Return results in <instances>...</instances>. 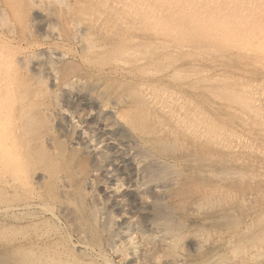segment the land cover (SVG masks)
I'll use <instances>...</instances> for the list:
<instances>
[{
    "label": "rangeland",
    "instance_id": "obj_1",
    "mask_svg": "<svg viewBox=\"0 0 264 264\" xmlns=\"http://www.w3.org/2000/svg\"><path fill=\"white\" fill-rule=\"evenodd\" d=\"M195 1L0 0V34L20 42L0 38V105L25 174L8 188L0 168V264H264V0ZM116 61L166 76L145 81L170 116ZM224 77L240 100L207 118L212 139L210 107L188 105L192 125L173 111ZM34 191L39 207L8 211Z\"/></svg>",
    "mask_w": 264,
    "mask_h": 264
},
{
    "label": "bare ground",
    "instance_id": "obj_2",
    "mask_svg": "<svg viewBox=\"0 0 264 264\" xmlns=\"http://www.w3.org/2000/svg\"><path fill=\"white\" fill-rule=\"evenodd\" d=\"M167 1V0H166ZM175 1V0H174ZM183 1V0H182ZM197 1V0H196ZM195 1V2H196ZM221 1H223V0H221ZM225 1V0H224ZM229 1V0H228ZM235 1V0H234ZM242 1V0H241ZM253 1V0H252ZM256 1H258V0H256ZM130 2V1H129ZM162 2V1H161ZM191 2V1H190ZM193 2H194V0H193ZM202 2V1H201ZM220 2V1H219ZM226 2V1H225ZM236 2H238V1H236ZM244 2V1H243ZM247 2V1H246ZM259 2V1H258ZM123 3V2H122ZM146 3V2H145ZM171 3H173V2H171ZM178 3H181V1H179ZM188 3V2H187ZM240 3V2H239ZM264 3V2H263ZM72 4V3H71ZM139 4V3H138ZM166 4V3H165ZM205 4V3H204ZM226 4V3H225ZM237 4V3H236ZM242 4V3H241ZM248 4V3H247ZM141 5V4H140ZM139 5V6H140ZM196 5V4H195ZM206 5V4H205ZM214 5V4H213ZM215 5H217V4H215ZM228 5V4H227ZM244 5V4H243ZM257 5V4H256ZM261 5V4H260ZM134 6V5H133ZM136 6V5H135ZM134 6V7H135ZM175 6V5H174ZM178 6V5H177ZM188 6V5H187ZM186 6V7H187ZM210 6V5H209ZM241 6V5H240ZM246 8H247V6L246 5H244ZM249 6H250V4H249ZM264 6V5H263ZM151 7V6H150ZM179 7V6H178ZM185 7V6H184ZM205 7V6H204ZM216 7V6H215ZM218 7V6H217ZM225 7V6H224ZM260 7H262V6H260ZM128 8V7H127ZM171 8V7H170ZM198 8H199V6H198ZM209 8V7H208ZM242 8V7H241ZM249 8V7H248ZM256 8V7H255ZM132 9V8H131ZM197 8H195V10H196ZM212 9H214V8H212ZM250 9V8H249ZM193 10V9H192ZM198 10V9H197ZM215 10V9H214ZM262 10H263V8H262ZM257 11H258V9H257ZM264 11V10H263ZM139 12H141V11H139ZM143 12V11H142ZM192 12H194V11H192ZM148 13V12H147ZM146 13V14H147ZM197 13V12H196ZM252 13H253V11H252ZM150 14V13H149ZM148 14V15H149ZM204 14V13H203ZM202 14V15H203ZM207 14H208V12H207ZM263 14V13H262ZM143 15V14H142ZM189 15H191V14H189ZM261 15V14H260ZM200 16V15H199ZM206 16V15H205ZM137 17V16H136ZM193 17H197V16H194L193 15ZM201 17V16H200ZM264 17V16H263ZM149 18H151V16H149ZM260 19V18H259ZM152 20V19H151ZM198 21H199V19H197ZM184 21V20H183ZM206 21V20H205ZM99 22V21H98ZM192 22V21H191ZM1 23V22H0ZM165 23V22H164ZM194 22H192V24H193ZM4 24H6V23H4ZM159 24V23H158ZM188 24V23H187ZM202 24V23H201ZM7 25V24H6ZM198 26H199V23L197 24ZM176 26V25H175ZM202 26V25H201ZM190 27H191V25H190ZM194 27V26H193ZM195 27H196V25H195ZM4 28H6V27H4ZM178 28H179V26H178ZM170 29V28H169ZM173 29V28H172ZM176 30H177V27L175 28ZM193 29V28H192ZM195 29V28H194ZM203 29V28H202ZM106 30V29H105ZM175 30V31H176ZM183 31H184V29H182ZM181 30V31H182ZM201 30V29H200ZM13 31V30H12ZM180 31V30H179ZM188 31V30H187ZM178 32V31H177ZM189 32V31H188ZM193 32V31H192ZM198 32V31H197ZM201 32H203V31H201ZM204 33V32H203ZM206 33V32H205ZM184 34V33H183ZM188 34V33H187ZM189 34H190V32H189ZM199 34V33H198ZM208 35H209V33H207ZM206 35V34H205ZM195 36V33H193V37ZM203 36V35H202ZM205 37V36H204ZM0 38L2 39V41L4 40V41H7V42H9V44H15V45H19L20 44V42L18 41V40H16V38L14 37V35L11 33V31H8V32H4L3 34H0ZM194 38H196V37H194ZM203 38V37H202ZM201 39V38H200ZM135 40V39H134ZM207 40H209V39H207ZM214 40V39H213ZM194 41H196V40H194ZM201 41V40H200ZM206 41V40H205ZM204 41V42H205ZM215 41V40H214ZM128 42V41H127ZM134 42V41H133ZM211 42V41H210ZM217 42V41H216ZM0 43H2L1 41H0ZM24 43V42H23ZM219 43H221V42H219ZM5 45V44H4ZM89 45V44H88ZM91 45V44H90ZM93 45V44H92ZM153 45V44H152ZM222 45V44H221ZM229 46V45H228ZM144 47V46H143ZM230 47H231V45H230ZM229 47V48H230ZM28 48V47H27ZM88 48V47H87ZM103 48V47H102ZM198 48H200V47H198ZM209 48V47H208ZM211 48V47H210ZM213 48V47H212ZM226 48V47H225ZM228 48V49H229ZM88 49H91V48H88ZM96 49V48H95ZM190 49V48H189ZM204 49V48H203ZM202 49V50H203ZM219 49V48H218ZM2 50V49H1ZM6 50V49H5ZM98 50V49H97ZM148 50V49H147ZM199 50V49H198ZM210 50V49H209ZM213 50H214V48H213ZM230 51H231V49H229ZM228 50V51H229ZM234 50V49H233ZM248 50H250V49H248ZM87 51V50H86ZM85 51V52H86ZM91 51H92V49H91ZM94 51V50H93ZM207 51V50H206ZM212 51V50H211ZM245 51V50H244ZM253 51V50H252ZM3 52V51H2ZM99 52V51H98ZM124 52V51H123ZM122 52V53H123ZM127 52H129V51H126V53ZM134 52V51H133ZM210 52V51H209ZM216 52V51H215ZM214 52V53H215ZM248 52V51H247ZM255 52H257V51H255ZM7 53V52H6ZM10 53V52H9ZM54 53V52H53ZM125 53V52H124ZM130 53H132V52H130ZM203 53V52H202ZM213 53V52H212ZM223 53V52H222ZM249 53V52H248ZM89 54V53H88ZM92 54V53H91ZM148 54V53H147ZM231 54H233V53H231ZM235 54V53H234ZM6 55V54H5ZM52 55V54H51ZM87 55V54H86ZM128 55H131V54H128ZM154 55V54H153ZM206 55H208V54H206ZM221 55V54H220ZM219 55V56H220ZM237 55V54H236ZM255 55V54H254ZM8 55H6V57H7ZM212 56V55H211ZM240 56V55H239ZM259 56V55H258ZM99 57V56H98ZM215 57V56H214ZM0 58H1V56H0ZM3 58H5V57H3ZM86 58V57H85ZM188 58V57H187ZM223 58V57H222ZM260 58V57H259ZM262 58V57H261ZM117 59V58H116ZM240 59V58H239ZM254 59H256V58H254ZM263 59V58H262ZM9 60V59H8ZM7 60V61H8ZM258 60V59H257ZM3 61V60H2ZM2 61H0L1 63H2ZM115 61V60H114ZM249 61V60H248ZM254 61V60H253ZM252 61V62H253ZM6 62V61H5ZM123 62H125V61H123ZM122 61H116L115 62V64L110 68L111 70H110V72L109 73H112V74H119V75H121L122 77H126V78H129V79H133V81L135 82V81H137L138 83L136 84V82H135V86L136 87H138V91H140L141 92V95H142V97H143V99L144 100H147V102L149 103H151V107H152V109H155V110H158L157 112H160L161 114H163V115H166V116H170V106L172 107V105H174V104H178V103H176V101H174L173 99V103H172V101H170V98L169 97H167L168 95H166V97H164V98H157V96L159 95V91L158 90H154V91H150L149 89H151V88H149L150 87V85H149V81L148 82H146L147 80H151V79H153V80H156L157 79V81H159V82H161V83H163L164 81H165V83H166V81H167V78H166V76L165 75H162V74H160V75H155V74H158L157 72H153L152 74L153 75H155L154 77H148V79L146 80V78H135V76H133V75H131L130 74V72H129V70L127 69V67H125L126 66V64H124ZM7 63V62H6ZM161 63V62H160ZM200 63L201 64H206V65H212V64H217L218 65V61L216 60V57L215 58H211V59H203L202 61L200 60ZM255 63V62H254ZM253 63V64H254ZM4 64V63H3ZM158 64V63H157ZM1 65V64H0ZM220 65V64H219ZM245 65V64H244ZM260 65H261V62H260ZM263 65V64H262ZM2 66V65H1ZM4 66H5V64H4ZM156 66V65H155ZM163 66V65H162ZM257 66V65H256ZM49 67V66H48ZM47 67V68H48ZM167 67H169V66H167ZM262 67V66H261ZM1 68V67H0ZM3 68V67H2ZM1 68V69H2ZM101 68V67H100ZM222 68V67H221ZM3 69H5V68H3ZM2 69V70H3ZM160 69V68H159ZM166 69V68H165ZM169 69V68H168ZM162 70V69H161ZM264 70V69H263ZM131 71V70H130ZM160 71V70H159ZM150 72V71H149ZM144 73V72H143ZM160 73V72H159ZM162 73V72H161ZM223 73V72H222ZM8 74V73H7ZM111 74V75H112ZM140 74V73H139ZM141 74H142V72H141ZM247 74V73H246ZM2 75V74H1ZM9 75V74H8ZM148 75V74H147ZM152 75V76H153ZM141 76V75H140ZM149 76H151V75H149ZM9 77V76H8ZM5 79H8V78H5ZM232 79V78H231ZM230 79V80H231ZM246 79V78H245ZM146 80V81H145ZM230 80H228V78H226V77H224V78H221V81H220V83H218V84H215L214 86H213V84L212 83H210L209 85H206V84H204V85H201V84H197V85H195L193 88L194 89H192V95H187V96H190L193 100L192 101H188V99L186 98H184V99H182V103H184V105L183 104H181L180 106L181 107H177L178 108V110H176V111H173V113H175L174 115H176L177 117H180L181 119H183L184 121H187V123L188 122H191V124L190 125H192V124H194V123H192V120L189 118V116L190 115H192V113H191V110H190V108L188 107V105H190V106H192V104L195 106V108H197L196 110H198V109H202V107H210L211 108V110H208V111H210V112H206L205 110H203L202 112H205V115L207 116V117H205L206 118V120H207V118H210V117H216V118H218V117H221V118H223V119H226L228 116H231L230 114H228V106L225 104V98H224V96L226 97V95H228V96H230L231 98L233 97V99H234V97L236 96V95H238V93L236 92V89L234 90L232 87H230V83L232 82V83H235L236 85H238V83H240L241 82V84H243V82L242 81H240V82H238L237 83V81L235 80V82L234 81H230ZM77 81V80H76ZM74 82V81H73ZM253 82V81H252ZM199 83V82H198ZM248 83V82H247ZM7 83H5V81H4V78H0V86L1 87H5V89L6 88H9V86H11L10 84H9V86H7L6 85ZM74 85H75V83H74ZM157 85V84H156ZM154 86V85H153ZM164 87V86H163ZM168 87V86H167ZM242 87V86H241ZM243 88V87H242ZM67 90V89H66ZM254 90V89H253ZM252 90V91H253ZM191 92V91H190ZM234 92L236 93V95H234ZM243 92V91H242ZM250 92V91H249ZM166 93H168V92H166ZM233 93V94H232ZM251 93V92H250ZM241 94V93H240ZM264 94V93H263ZM170 96V95H169ZM242 96V95H241ZM179 97V96H178ZM240 97V96H239ZM238 96H236L235 97V99H237V100H240V98H239ZM264 97V96H263ZM183 98V97H182ZM235 101V100H234ZM178 102H180L179 101V99H178ZM209 102L210 103H213V104H215L217 107H215V105H212L211 106V104H209ZM232 103V102H231ZM243 103V102H242ZM186 104V105H185ZM235 104V103H234ZM202 105H204V106H202ZM239 105V104H238ZM246 105V104H245ZM248 105V104H247ZM251 106V105H250ZM70 109L73 111V112H75V111H77V109H78V105H76V104H70ZM193 107V106H192ZM176 108V109H177ZM248 108V107H247ZM207 109H209V108H207ZM249 109V108H248ZM251 109V108H250ZM253 109V108H252ZM193 110V109H192ZM254 110V109H253ZM199 111V110H198ZM252 111V110H251ZM253 112V111H252ZM172 113V112H171ZM200 113V112H199ZM255 113V112H254ZM257 113V112H256ZM149 114V113H148ZM202 114H204V113H202ZM194 115H195V113H194ZM200 115V114H199ZM264 115V114H263ZM149 115H147L146 117H148ZM173 116V115H172ZM198 116V115H197ZM202 116V115H201ZM144 115H142V117L141 118H138V119H135V120H132L131 122H129V123H131L130 125H132L133 124V129H134V127L136 128L137 126H140V123H143V124H145L144 123V121L147 119V120H149L148 118H146ZM151 117V116H150ZM232 117V116H231ZM199 118H201V117H199ZM202 118H204V117H202ZM178 119V118H177ZM193 119V118H192ZM195 119V118H194ZM198 119V118H197ZM197 119H195V120H197ZM231 119V118H230ZM144 120V121H143ZM205 120V121H206ZM256 120V119H255ZM175 121H176V119H175ZM182 121V120H181ZM200 121H202V119H200ZM199 121V122H200ZM197 122H198V120H197ZM261 122V121H260ZM11 123V119H10V117H9V114L8 113H5L4 112V109L1 107V105H0V163H1V166H0V168L2 167L3 169H7L6 170V172L4 173L5 175H3V176H6V177H8V178H5L6 180H8V184H7V186H8V188H15L16 186H19V182H22V175L21 174H23V172H24V168L22 167V164H21V162H20V157H21V150H22V146H20V147H18V145H17V142H16V140L14 139V133H13V129H12V131L10 130V131H8V126H9V124ZM128 123V124H129ZM180 123V122H179ZM209 123H211L210 121H206L205 123H204V120L202 121V123L200 122V124H201V129H200V131L202 130V128L204 127L206 130V132L208 133V136H210L211 135V137L210 138H214L215 137V133H216V127L215 128H210L209 129ZM251 123V122H250ZM182 124V123H181ZM186 124V123H185ZM142 125V124H141ZM183 125V124H182ZM197 125V124H196ZM236 125V124H235ZM144 126V125H143ZM199 127H200V125H198ZM210 126H214V125H210ZM216 126V125H215ZM246 126V125H245ZM187 127V126H186ZM189 127V126H188ZM190 128V127H189ZM193 128H194V126H193ZM204 128H203V130H204ZM227 128V127H226ZM10 129V128H9ZM136 129H138V127L136 128ZM135 129V130H136ZM191 129V128H190ZM190 129H188V130H190ZM198 129V128H197ZM153 131V130H152ZM151 131V132H152ZM195 131H197V130H195ZM218 131V130H217ZM221 131V130H220ZM244 131H246V128L245 127H242V132H244ZM248 131V130H247ZM150 132V133H151ZM190 132V131H189ZM224 132V131H223ZM232 132V131H231ZM230 132V133H231ZM153 133H154V131H153ZM235 133V132H234ZM210 134V135H209ZM223 134V133H222ZM232 134V133H231ZM237 134V133H236ZM239 134V133H238ZM196 135V134H195ZM194 135V136H195ZM201 135V134H200ZM217 135V134H216ZM220 135V134H219ZM226 135V134H225ZM243 135V134H242ZM207 136V135H206ZM220 137V136H219ZM207 138V137H206ZM238 138V137H237ZM236 138V139H237ZM243 138V137H242ZM246 138V137H245ZM201 139V138H200ZM221 139H222V137H221ZM235 139V138H234ZM204 140V139H203ZM241 140V139H240ZM208 141V140H207ZM219 141H221V140H219ZM216 143V142H215ZM231 145V144H230ZM232 146V145H231ZM230 146V147H231ZM246 146V145H245ZM237 148V147H236ZM19 150V151H18ZM229 150V149H228ZM251 167V166H250ZM1 171V170H0ZM3 171V170H2ZM7 171H8V173H7ZM25 174H23V176H24ZM2 177V176H1ZM25 178V177H24ZM5 180V181H6ZM1 182V181H0ZM24 183H26V182H24ZM1 184V183H0ZM22 184V183H21ZM20 184V185H21ZM2 185V184H1ZM23 186V185H22ZM25 186V185H24ZM22 189V188H21ZM30 193V195H31V197H30V200H32V202H30V203H27L26 205H23V204H13V205H11V206H9L8 205V207H7V209H8V211L9 210H11L12 211V214L15 212L16 213V211H18V212H24V209L25 208H27V209H32V207H34V208H36V207H39L38 205H36V203L34 202L35 200H37L39 197H38V194H37V192L36 191H34V192H29ZM42 202V201H41ZM4 204V203H3ZM34 205H36V206H34ZM3 207V206H2ZM2 210V209H1ZM23 210V211H22ZM3 211V210H2ZM1 212V211H0ZM4 212H5V210H4ZM17 212V213H18ZM264 212V211H263ZM262 212V213H263ZM1 214V213H0ZM2 214H3V212H2ZM9 214V213H8ZM52 215V214H51ZM3 216V215H2ZM21 216V215H20ZM169 216V215H168ZM236 226V225H235ZM238 227V226H237ZM237 227H235V228H237ZM44 235V234H43ZM133 238V237H132ZM42 239V238H41ZM132 240V239H131ZM37 241V240H36ZM126 241V240H125ZM120 242V241H119ZM86 249V248H85ZM234 249V248H233ZM61 250V249H60ZM234 251V250H233ZM86 259V258H85ZM102 259V258H101ZM157 259V258H156ZM59 262V261H58ZM261 262V261H260Z\"/></svg>",
    "mask_w": 264,
    "mask_h": 264
}]
</instances>
